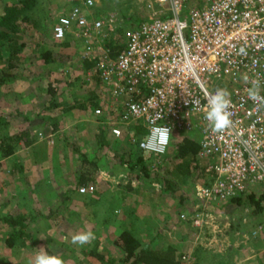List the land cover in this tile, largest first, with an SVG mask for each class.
I'll return each instance as SVG.
<instances>
[{"label": "built area", "instance_id": "2783aa9c", "mask_svg": "<svg viewBox=\"0 0 264 264\" xmlns=\"http://www.w3.org/2000/svg\"><path fill=\"white\" fill-rule=\"evenodd\" d=\"M137 1L152 16L129 29L115 58L106 46L107 35L100 32L117 19V12L105 22L75 7L59 15L51 28L56 41L74 34L85 48L82 58H98L96 68L106 93L95 114L120 108L116 122L124 129L142 124L140 138L132 141L156 156L167 154L176 134L196 138L198 157L207 161L209 182L198 187L206 202H226L263 189L264 104L254 103L248 90L257 81L264 96V0ZM95 3L86 1L88 7ZM241 48L245 54H240ZM217 89H226L231 100L233 123L222 133H213L205 119L207 94ZM110 123L112 134L120 138L124 129ZM160 126L172 130L165 151L141 147L150 129ZM79 193L94 194L95 186H82ZM194 220L203 222L200 214Z\"/></svg>", "mask_w": 264, "mask_h": 264}, {"label": "rangeland", "instance_id": "374dc122", "mask_svg": "<svg viewBox=\"0 0 264 264\" xmlns=\"http://www.w3.org/2000/svg\"><path fill=\"white\" fill-rule=\"evenodd\" d=\"M80 1L82 0H77V2ZM95 1L96 3L94 6H96V8L91 9L90 12L88 13L90 17L92 18L104 17L105 22H107V20L110 18L108 16L110 15L111 12L118 13L117 19L111 24L108 21V24L105 27L106 30H104L105 32L103 31L107 35V37H105V43L110 41L114 42L116 40L118 41L121 40L119 44L120 43L122 44V38L119 36V33L117 32L118 28H121V30H124V33L121 32V36L125 38L123 41V45H125L127 32L131 27L136 26L135 23H137V20H141V22L148 21L152 16L150 10H148L145 6H142V4L140 5L135 2L132 3V1L130 0H113L114 2H111L110 0H95ZM66 2L67 0H39L36 7L31 11L29 16L30 23L29 24L24 23L22 25L23 28L21 32V38L18 40L19 41L18 44L21 43L27 44V47L21 50L22 53H20L21 55L18 57V59H20L19 62L21 63L20 68L23 71L14 69L13 73L16 74V76L18 77L15 79V81H11L7 83V85L0 88V93L2 95L6 94L5 90L7 89H8V93L11 90L17 88L36 90L35 92L29 93L30 96H33L34 94L33 96L34 98L29 97V95L28 97L35 99L37 103L39 102V106H40L43 104L44 99H46V97H48V99L52 98L49 90L55 89L56 90L55 92L58 93L60 102H63V100H65L67 103L69 102L68 104H71L73 103L74 100L73 99L74 93L77 90L78 91L83 90L84 92H88L87 90H89V88H93V90H96L97 92L98 95L97 104L99 105L101 96L104 95L103 92L105 91H103L101 82L98 79H96V77H94L95 75L94 71H90V70L84 71L81 61L82 49L79 48V42L75 41L73 43L72 42L68 43V45H63L62 43L56 42V40L54 41L53 37H51V28L53 24L55 23L59 15L64 14L62 4H65L66 6L70 5V4H66ZM1 8L2 5H0V9ZM128 16L129 17L133 16L134 17L133 20L130 21L127 20ZM48 19H50L51 22L48 28V34L45 35L43 32H41V28L39 26L47 24ZM110 25H111V29H110ZM39 45L45 46L46 48L53 51L54 57L58 58L57 64H59V66L56 63L55 64L53 63L47 69H43L45 66L44 60L41 58L40 55H38V52L36 50L37 48H39ZM80 71H83V73H80ZM85 75H87L88 80L86 82H83L80 86L76 87L77 81L72 83L73 80L75 81L74 76L83 77ZM84 78L85 77H83V79ZM54 81H58V83H55ZM53 83L54 86H52ZM13 99L17 104L16 97H13ZM48 99L46 101H48ZM34 101L29 103L33 106H36ZM26 105L24 104V107H26ZM27 106L29 108V113L27 114L23 112L15 113L14 111H12L14 110L13 109L14 107L13 106L8 107L6 105V102H3V100H1V96H0V116H4L5 120L8 123V129H6L5 132L9 133L10 130V132L12 131L13 133H15L16 131L18 132L25 127H30L27 122L34 120L35 117H33V115L40 117V114H38L40 113V111H37L36 109V112L34 111V113L32 114L31 106L30 105ZM41 112L42 114L38 122H41L43 120L42 117L51 116L52 114L51 112H43V111ZM93 112L94 111H88L81 113V115H86L87 117H89L90 121L96 127L100 121L103 122L102 123L103 126L105 127L107 126L111 130L114 125L110 122L114 121L119 127L124 129L123 127L125 126H121L119 123H117L119 122L118 118L121 114L120 108L113 112L109 110H105L102 115H99L97 117L94 116L95 112L94 113ZM68 115L69 114H66L65 116ZM137 125L138 124H134L129 127H126L124 129L122 140L115 138V136L112 134L111 137L112 138L111 143L113 144L112 149L117 152L116 154H114L116 156L115 164H119L116 166V169L113 168L112 170H119V174H120L119 176H117L115 173L110 174V171L103 169L104 163H107L105 160L106 157L105 159H103L102 157L105 156L103 154L105 152H101L102 153L101 156L100 153L97 152V145L92 146V149L96 151V156L98 157L97 160H99L100 165L102 164L101 165L102 168L101 167L96 168V166H94L93 168L92 165L87 164L88 167H92L91 170L95 172V177H94L95 179H93V183H89L95 186L94 194L81 195L79 193V189L77 190V192L74 191L68 194H63L62 186H56V184L54 183L55 181L54 177L50 178L52 173H50L49 175L50 182L41 181L43 180L42 178L39 179H37L36 177L32 178V174L35 172L34 170L38 168L36 166L37 160L32 158L34 154L36 155V151L33 150L31 152V149L29 148L25 149L24 150L25 152H21L18 158L14 160V162L11 161L10 163L5 162V164L3 163L0 164V172H4L6 177L13 170L12 164L15 163L17 166L21 164V166L23 167L24 166L23 163L26 162L24 170H25V176H27V180H25V186L23 187L24 192L28 190V188L31 189L36 188L38 183L47 184L49 185L50 188L49 194L46 195L40 194L38 196L35 197L33 196L32 198L27 199V203L34 206L35 212L39 211L44 216L46 215L47 217L46 219L39 220V225L29 230V233L32 234V239L30 238L26 239V242L28 244L27 247L21 246V243L25 241V238L20 239L17 242L15 248L7 247L5 241L8 235L9 228L5 222H3L2 220L0 221V264H34L35 256L37 255L38 251H40L41 248H43V251L46 252L48 255H54L62 258L65 264H103L101 261L93 257L94 252L101 253L103 256H106L107 258H113V259L115 258L118 259L120 256L123 255V252L120 249L118 251L114 248V245L113 243H111L112 241L110 240H114V238H116V235L122 232V230L120 231V228H122L124 222L126 221V219L123 218L126 216L127 212L130 215L135 213L134 216H137L136 220L140 219L141 222L140 215L143 217L146 216L147 211L150 209L148 207V204L151 202L162 200L163 201L162 207H163L165 205L164 203H166V201H169L172 206H175L174 204L180 203V198L183 194H185L186 196L187 194L191 196L192 198L191 200H193V202L196 205H199L203 201V199L200 197L198 193V184L201 185L202 183L205 184L208 183L209 178L207 177L205 172L203 173V171L200 172L198 177L196 178L197 172L196 169H194L193 165H192L193 168L192 167L190 168L188 174L189 177L186 179L187 181L185 180L186 182L181 181L180 177L175 175V177L177 178L176 183H174L175 189L174 191L167 194L164 192L165 189H162L163 186V185L161 186V184H163L162 181L161 182H158L156 180L155 182L153 181V179L157 175L155 171H152L149 177H144V175L141 176L142 173L140 167H134V169L132 170L128 168L129 164H127L126 161L130 160L131 157L130 154L134 152L138 153L139 151L137 150L138 147H136L137 145L136 141H132L133 139L137 140L140 138V134L135 129ZM40 133H39L40 137L46 136L43 133L41 134ZM181 135L176 134V136H174L173 142L166 155L156 156L149 154V159L147 161H149L152 170L158 166H163L166 171L170 170L169 168L173 165V161L170 160L171 158L175 160L174 151H176V147L178 144L177 142H179L180 139L182 138ZM47 138L49 137L46 136V139ZM88 145L89 144H84L83 146L77 145V148L79 150L77 152L83 151L89 153V150H87ZM42 147H43L42 154H47L48 151H46L45 146L42 145ZM74 147L75 145L71 146V150ZM52 155H50V157ZM143 155L148 157L147 154L143 153ZM165 156L167 159H165ZM99 157L102 158V161L99 159ZM117 157L119 158L124 157L125 158V161H123L124 163L119 161ZM31 159L33 162H31ZM90 159L94 160L93 158ZM117 161H119V163H117ZM120 164L122 166H120ZM49 165H52L51 161H49V163L43 162L42 167L47 168ZM112 166L115 165L112 164ZM18 174L22 175L20 172ZM34 174L36 175V173ZM136 175L138 177L140 176L139 180L141 182L139 183V186L141 184L142 187V189H140L141 191H139L140 195L131 192L127 193V195L126 194L124 195L122 192H120V190L116 191L117 182H119L120 186H123L125 189H128L130 186L132 187L133 185L132 176H135L136 178ZM2 178H3L1 180L2 182L4 180H7L3 176ZM36 180H38L37 183ZM8 181L10 184L14 183V181H11L9 179ZM19 182H22V180ZM112 184L114 185L113 188H115L114 193H112V191H110L111 188L108 187ZM128 184H130V186H128ZM191 184L194 185L195 187H190ZM147 185L151 187H148ZM7 188L9 191V185L6 186L5 188L2 187V191H1L2 193L0 192V202H3L4 199H7L4 194ZM146 188L148 190H146ZM103 189H106L107 191ZM20 190L22 191V188H20ZM51 191L54 192L56 191V193L54 194ZM45 192L46 189H44V193ZM33 194L35 195V193ZM92 198L100 201L98 202L99 205H97L95 200L92 201ZM116 198L117 200H115ZM107 200L110 201L108 202V204L106 203ZM138 200L141 201L140 205L139 202H137ZM9 202H10L9 203L10 206L8 209V213L12 215H18L19 203L18 202L15 203V201L12 199L11 200L9 199ZM23 202L24 200L20 202V206H23ZM122 205L128 208L117 209L119 206L121 207ZM132 206H134L135 208ZM245 208L243 210L234 211L232 216H229L225 212L219 213L218 216H216L217 221L214 224L215 227L211 226V228H214V230L213 229L212 230L213 231L216 230L215 232L216 233L219 232V234L217 235L216 238L217 240L214 241L213 243L214 246L212 245L213 248L222 249L224 246H226L225 250H227V248H230L236 252L237 256L234 259L231 256V260H229L226 255L227 254L226 251L225 254L217 262H215L216 261L215 258L208 257L207 261L209 263L224 264L226 261L229 262L231 261L230 264H250L247 261H243L242 259L239 258L241 257L239 256L240 254L244 256L251 255L250 253L247 254L246 250L244 249V248H249L248 247L249 244H247L248 236H246L247 238H243V236L239 238L238 235L236 237L235 233L237 232V230L234 229L235 227H239L242 228V233L249 234L251 232L250 230L252 229V227L250 222H248L249 221L248 213H247L248 210ZM232 218H234L235 220L234 223L231 221ZM178 220L179 219L176 218L175 222H178ZM181 221L186 222L182 219ZM211 221L212 220H210V223L206 222V225L211 224ZM261 223H262V229L260 230L258 228L257 229L258 231L263 232L261 238L263 239L264 242V221L262 220ZM183 224H186L189 230L196 235H198L199 232L201 231L200 229H198L197 231L196 228L192 227L188 223H183ZM259 224L260 223H258L256 226L258 227ZM183 226L185 227V225ZM179 227H182V224L179 225ZM86 231H91L92 233L95 234L96 239L91 244L80 247L78 245H73L71 243V238L73 235ZM202 232L204 233L203 234L204 239L210 237L207 231L202 230ZM229 232L233 235L232 236L233 239L229 238L230 236ZM104 237H106L110 242L109 246L106 244V242H104ZM102 239L103 241H101ZM251 240H255L253 235L251 237ZM235 242L236 244L235 246H233ZM240 243H242L243 245L240 246L239 245ZM246 259L247 257H245V260ZM259 260L261 261L260 262L257 261L254 264H264V253H261Z\"/></svg>", "mask_w": 264, "mask_h": 264}, {"label": "crops", "instance_id": "0c3cea01", "mask_svg": "<svg viewBox=\"0 0 264 264\" xmlns=\"http://www.w3.org/2000/svg\"><path fill=\"white\" fill-rule=\"evenodd\" d=\"M6 2H9V1L8 0H0V5L4 4ZM59 7H61V6H59ZM101 14H102V12H101ZM84 71H85V69H84ZM80 73H83V71H80ZM83 77H85V78L83 79ZM83 77L82 76H80V77L74 76L75 81L73 80L72 83L77 81L76 87L80 86L83 82H86L88 80L87 75H85ZM85 86H88V85H85ZM5 91H6L7 95L6 94L2 95L0 93L1 100H3V102H6V105L8 107L13 106L14 110H12V111H14L15 113H19V112H23L25 114L29 113V108L27 105H30L31 109H32V114L34 113V111L36 112V109H37V111H40V113H38V114H40V117L42 114L41 111L51 112L53 116L52 117L51 116H44V117H42L43 120L41 122H38L40 117L33 115V117H35L34 120L27 122L29 124V126H30L29 128L31 130L29 135L34 140L32 145L29 147L21 146L16 151V153H14V155L7 157V158H4V159H1L0 164L1 163L5 164V162L10 163L11 161L14 162V160H16V158H18V156L20 155L21 152H25L24 151L25 149L29 148V149H31V152L33 150H35L36 155L34 154L32 156V158L37 160L36 166L38 169L34 170L35 171L34 173H36V175L33 173L32 178H34V177H36L37 179L42 178L43 180H41V181L50 182L49 181V175H50V173H52L50 178L54 177V180H55L54 183L56 184V186H62V193L63 194H68V193L74 192L75 188L77 187L78 183L80 182V178H82L81 177L83 175L82 173H84V172H86V174L91 173V171L87 167V160L90 161L91 160L90 158H93V159H95V157H96V159L98 158L96 156V151H94V149H92V146L97 145L96 126L90 121L89 117H87L86 115H81V113H84L86 111L85 110L83 111V109H80L77 106L80 102L83 101V99H85V98L87 99V98L91 97L94 92L97 93L96 90H93V88H89V90H87L88 92H84L83 90H81V91L77 90L74 93L73 103L68 104L69 102L68 103L67 102H60L61 104L57 107H50V104H49L50 99H48V97H46V99H44L43 104L40 106H39V102L37 103V101L35 99L29 98V97L34 96V94H33V96H30L29 93L35 92L36 90L17 88V89L11 90L9 93H8V89ZM28 95H29V97H28ZM13 97H16L17 104L14 101ZM11 98H12V100H11ZM47 99H48V101H46ZM33 101L35 102L36 106H33L29 103V102H33ZM12 102H13V104H12ZM24 104L25 105L27 104L26 107H24ZM99 106H100V104H99ZM66 114H69V115L65 116ZM35 119H36V122H35ZM54 125L57 126L56 129H54ZM61 126H64V127H61ZM40 132L49 138L46 139V136L40 137L39 136ZM9 134H14V133L12 131L10 132V130H9ZM84 144H89L87 146V150H89V153L83 152V151L77 152V151H79L77 148V145L83 146ZM42 145L45 146L46 151H48L47 154H42V150H43ZM73 145H75V147L72 148V150H71V146H73ZM104 152L105 153H103V154L105 156H102V153H100V155L103 157V159H105V157H106L105 160L107 162V163H104L103 169L110 171V174L115 173L117 176H119L120 175L119 170H112L113 168L116 169V166L119 165V164H115V157L116 156L114 155V153L112 151H110V152L104 151ZM50 155H52V156L50 157ZM117 158L119 159V161H121V158H119V157H117ZM99 159L102 161V158L99 157ZM49 161H51L52 165H49L47 168L42 167L43 162L49 163ZM119 161H117V163H119ZM200 161H205V160L200 159ZM31 162H33L32 159H31ZM25 163H23V165H24L23 167L21 166V164H19L18 166L15 163L12 164L13 170L6 177H5L4 172H0V192L2 191V187L5 188L6 186L9 185V191L7 188L4 192L5 197L7 199H4L3 202H0V221L2 220L4 222L3 219L6 218L8 215H10L8 213V209L10 206L9 205V203H10L9 199L14 200L15 203L16 202L19 203V207H18L19 212L25 211V212L33 213V215H35L37 218V224H39V220L44 219L46 217V215L44 216L39 211L35 212L34 206L27 203V199L32 198L33 196L34 197L38 196L40 194H44V195L49 194L50 193L49 185L44 184V183H38L36 188H33L34 190L31 188H28V190H26L24 192L23 187L25 186V180H27V176H25V170H24L25 169L24 167L26 165ZM112 164L115 166H112ZM101 165H100V167H101ZM19 166H21V167H19ZM111 166H112V168H111ZM120 166H122V165L120 164ZM93 168H94V166H93ZM109 169H111V170H109ZM19 172L22 175H19L18 174ZM196 172H197V175H196V178H197L199 173L202 172V170L200 168H197ZM2 176L4 178H6L7 180H4L2 182L1 181L3 179ZM155 177H157V175ZM165 177L170 178L173 176L169 173V174L164 175V178ZM164 178L161 177L162 183L164 181ZM8 179L11 181H14V183L10 184ZM21 180H22V182H19ZM37 181L38 180H36V183H37ZM157 181L161 182L159 180H157ZM140 182L141 181L139 180V177L137 175H136V178H135V176H132V184H133L132 187L130 186V184H128V186H130V187L128 189H125L123 186H120L119 182H117V184H116L117 190L116 191L120 190V192H122L124 195L125 194L127 195V193H129V192L140 195L139 191H141L140 189H142L141 184L139 186ZM89 183H93V181H90ZM137 183H138V186H137ZM159 184H161V183H159ZM201 185H205V183H202ZM201 185L198 184V187ZM147 186L151 187L149 185H147ZM108 187L111 188L110 191H112V193L115 192V188H113L114 187L113 184L108 186ZM190 187H195V186L191 184ZM20 188H22V191L20 190ZM260 188H262V187H260ZM44 189H46L45 193H44ZM72 189H74V190H72ZM103 190H106V189H103ZM146 190H148V189L146 188ZM51 192L54 194L56 193V191L55 192L51 191ZM164 192L167 194V193H170L171 191L169 189L168 190L165 189ZM33 193H35V195ZM184 197H190L191 198V196H189L188 194H187V196L185 195ZM22 200H24L23 206H20V202ZM93 200H95L97 205H99L98 202H100V201L92 198V201ZM115 200H117V198ZM103 201H105V200H103ZM108 202H110V201L107 200L106 203L108 204ZM137 202H139V205H140L141 201L138 200ZM162 203H163L162 200H160V201L157 200L155 202L149 203L148 207L150 209L147 211L146 216L143 217L140 215L141 222H140V219L136 220L137 216H134L135 213L130 215L127 212L126 216L123 218V219H126V221L124 222L122 228H120V231L122 230V232H120V234H117L116 237L120 236L122 233H124L126 231L136 230L137 235L141 239L144 240L145 244H148V243H150V241L155 240L152 243L153 246H156V244H158L160 246H165V247L172 245L178 250V254L181 257V259L184 255L189 256V258H190L189 262L182 260V264H193V263L194 264H217V263H209L207 261L208 257L209 258H212V257L215 258V260H216L215 262H217L225 254L226 251H227L226 255H227L229 260H231V256L233 259L237 256V254L234 250H232L230 248H227V250H225L226 246H224L222 249L221 248H219V249L213 248V246H214L213 243H214V241L217 240L216 238H217V235L219 234V232L216 233L215 232L216 230L213 231L214 228H211V226L215 227L214 224L217 221L216 216H218L219 208H221V206H223L224 202H221V201L206 202L203 200L199 205H196L193 202V200L188 201L185 204V210L183 211V214L189 213V216L185 217L184 219L181 218L182 220H184L186 222H182L179 218H178L179 219L178 222H175L176 218H177V216H175V213L177 212L176 209H177V205L179 203L174 204L175 206H172L169 201H166V203H164L165 205L163 207H162ZM212 206L215 208H214V210H212V212H210L208 208L212 207ZM132 207H134V206H132ZM119 208L125 209L128 207H126V206L124 207L122 205L121 207L119 206L117 209H119ZM186 209H187V212H186ZM52 213H53V211H52ZM197 214L201 215V218L204 221V223L202 222L203 224L202 223L201 224L195 223L194 218ZM210 220H212L211 224H207L208 225L207 226L206 222L210 223ZM261 222L262 221H260V220L254 221L255 225L257 223H260L259 227H258L259 230L262 229V223ZM183 223H188L192 227L196 228L197 231H198V229H200L201 231L199 232L198 235H196L189 230V228L186 226V224H183ZM181 224H182V227H179V225H181ZM183 225H185V227ZM218 227H219V225H218ZM258 229L256 228V230H258ZM202 230L207 231V233L209 234L210 237L204 239L203 238L204 233L202 232ZM262 234H263V232H261V231L253 232V236H254L255 240H251V238H250L251 236L247 235V233H246V235L249 236L247 239V244H249V246H248L249 248H244V247H242V248H244L246 250L247 254L250 253L251 255L244 256V255L240 254L239 255V256H241V257H239L240 259H242L243 261H247L250 264L251 263L254 264L257 261L260 262L259 257L261 256V253H264V244H263L264 242H263V239L261 238ZM235 236L237 237V235H235ZM257 236H259V237H257ZM101 241H103V239ZM110 241H112L111 243L114 242V240H110ZM104 242H106V244L108 246L110 245L109 244L110 242L108 241V239L106 237H104ZM239 245L242 246V243H240ZM233 246H235V243L233 244ZM245 257H247L246 260H245ZM119 258H121V256ZM230 263H231V261L230 262L226 261L224 264H230ZM244 263H246V262H244Z\"/></svg>", "mask_w": 264, "mask_h": 264}, {"label": "trees", "instance_id": "16d2710c", "mask_svg": "<svg viewBox=\"0 0 264 264\" xmlns=\"http://www.w3.org/2000/svg\"><path fill=\"white\" fill-rule=\"evenodd\" d=\"M8 1L9 2L2 4L3 6L0 9V88L7 85V83L11 81H15V79L18 77L16 76V74L13 73V71L14 69H18L19 71L21 70L20 68L21 63L19 62L20 59H18V57L21 55L20 53H22L21 50L27 47V44L25 43L18 44L19 42L18 40L21 38V32L23 28L22 25L24 23L26 24L30 23V19H29L30 13L36 7L39 0H8ZM71 1L73 4L71 3ZM86 1L87 0H82L80 2H77V0H67L66 4H70V5L66 6L65 4H62L63 12L66 14L71 12L75 7H79L82 9L83 12H87L88 14L90 10L96 8V6L88 7L86 5ZM110 1L114 2L113 0ZM130 1H132V3L135 2L137 4L140 5L142 4V6H144L143 3H140L137 0H130ZM133 18H134L133 16L130 17L128 16L127 20L130 21L133 20ZM50 22L51 20L48 19L47 24L39 26L41 28V32H43L45 35L48 34V28L50 26ZM138 23H141V20H137V23L135 24L138 25ZM104 30H106V28H104L100 32V34H103L105 32ZM117 32L119 33V36L122 38V44L121 43L119 44L121 40L120 41L116 40L114 42L110 41L106 43V46L110 48V52L112 53V56L114 58L119 53L120 49L125 46L123 45V41L125 38L121 36V32L124 33V30L118 28ZM75 41L79 42V40H77L74 34H69L67 36V39L56 42L62 43L63 45H68V43L71 42L73 43ZM79 48H81L82 51L85 49L83 47V43L79 42ZM36 50L38 52V55H40L41 58L44 60L45 66L43 69H47L53 63L54 64L58 63L57 60L58 58L54 57L52 50L42 45H39V48H37ZM81 61H82L83 69H85V71H89V70L94 71L95 74L94 77H96V79L100 81L99 78L100 70L96 68L98 63V58L86 57V58H82ZM57 65L59 66V64ZM54 82L58 83V81H54ZM52 86H54V83ZM49 91L52 97L49 101L50 107L59 106L61 103L59 100L58 93L55 92L56 91L55 89L53 90L50 89ZM97 98L98 95L97 93L94 92L91 97L87 99L86 98L83 99V101L80 102L77 106L80 109H83V111L85 110L86 112L94 111L97 107H99V105L97 104L98 101ZM63 102L66 101L63 100ZM52 116L53 115L51 114V117ZM94 116L97 117V115L95 114ZM102 123L103 122L99 121L96 127L97 152L101 153L104 152L105 150L108 152L110 151L113 152L114 151L112 149L113 144L111 143L112 131L107 126L106 127L103 126ZM56 127L57 126L54 125V129H56ZM6 129H8V123L5 120L4 116H0V160L14 155V153H16V151L21 146L24 147L31 146L34 141L33 138H31L29 135L31 132L29 127H25L14 134H9L5 132ZM135 129L139 134H141L143 130V125L138 124L137 127H135ZM122 137L123 135L118 139L122 140ZM181 137L182 138L180 139V141L177 142L178 144L176 147V151H174L175 160L173 158H171L170 160L173 161V165L169 168L170 170L166 171L163 166L155 167L152 170L149 161H147L149 159V154L150 155L152 154L149 152L142 151L137 145H136V147H138L137 150H139L138 153L134 152L130 154L131 155L130 160L126 161L127 164H129L128 168L132 170L134 169V167H140L142 173L141 176L144 175V177H149L151 172L155 171V173L159 176L153 179L154 182L155 180L161 181L162 180L161 177L164 178V175L170 173L174 178L165 177L163 181L164 184H162L163 186L162 185L161 186L162 189H166V190L169 189L171 192L174 191L175 189L174 183H176L177 181L175 175L180 177L182 181H185L189 177L188 174L190 168L191 167L193 168V166L194 169L200 168L203 171V173L205 172L206 174L205 169L207 166V161L206 160L200 161V158L198 157L200 146L196 138L187 134H182ZM113 153L116 154L117 152L114 151ZM143 153L147 154L148 157L144 156ZM123 158L124 157L121 158V162L125 161V158L124 159ZM165 159H167L166 156ZM87 164L92 165V167L96 166V168L100 167L99 160L97 159L90 161L87 160ZM92 167H88L91 173H87V174L86 172L82 173L83 174L81 176L82 178H80V182L75 188V191H77L82 186L89 185V182L95 179L94 178L95 172L91 170ZM184 196H185L184 194L183 196H181L180 203L177 205V209H176L177 212L175 213L177 218H179L180 220L181 218L184 219L185 217L189 216V213L183 214V211L185 210V204L188 201H190L191 198ZM214 208L215 207L212 206L209 207L208 209L210 212H212ZM244 208L248 210L247 212L249 219L248 222H250L251 227L253 229V230L251 229L250 230L251 232L247 235L252 237L253 232L258 231L256 230V228L259 227V225L258 227L256 226L258 223L255 225L253 221L255 220L264 221V188L263 189L256 188L254 190H250L247 193L241 194L233 199L224 202L223 206L219 208V213L225 212L229 216H232L234 211L243 210ZM182 215H184L185 217L183 218ZM46 218L47 217H45L44 219ZM3 220L9 228L8 235L5 241L7 247L9 248H15L17 242L22 238H25V241L21 243V246L27 247L28 244L26 242V239L28 238L32 239V234L29 233V230L39 225L37 224L36 216L33 215V213L31 212H25V211L19 212L18 215L10 214ZM231 221L234 223L235 222L234 218H232ZM234 229L237 230L235 235H238L239 238H241L242 236L243 238H247L246 233H242V228L235 227ZM229 235H230L229 238L233 239L232 234L230 233ZM153 241L155 240L150 241V243L148 244H144V240L137 235L136 230L126 231L122 233L120 236L116 237L113 242L114 248L118 251L120 249L123 252L121 258L119 259L107 258L106 256H103L101 253H97V252H94L93 257L101 261L103 264L105 263L106 264H182V259L178 254V250L174 246L169 245L165 247V246H160L158 244H156V246H153L152 245Z\"/></svg>", "mask_w": 264, "mask_h": 264}, {"label": "clouds", "instance_id": "9594fccd", "mask_svg": "<svg viewBox=\"0 0 264 264\" xmlns=\"http://www.w3.org/2000/svg\"><path fill=\"white\" fill-rule=\"evenodd\" d=\"M240 54H245L243 48ZM249 98L254 103L264 104V96L259 93V83L253 81L252 88L248 90ZM208 110L205 119L208 121L209 127L213 133H222L232 126L230 111V93L226 89H217L214 93H208ZM169 126L153 127L150 129L149 135L145 137L141 147H148L152 150L163 153L169 143L171 135ZM96 239L95 234L91 231L82 232L73 235L71 243L83 247L91 244ZM34 264H65L64 260L54 255H48L43 248L38 251L35 256Z\"/></svg>", "mask_w": 264, "mask_h": 264}]
</instances>
